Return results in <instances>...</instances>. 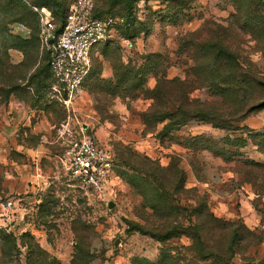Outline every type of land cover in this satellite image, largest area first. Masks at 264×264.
<instances>
[{
    "label": "rangeland",
    "instance_id": "1",
    "mask_svg": "<svg viewBox=\"0 0 264 264\" xmlns=\"http://www.w3.org/2000/svg\"><path fill=\"white\" fill-rule=\"evenodd\" d=\"M2 1L9 4L0 5V264H70L78 235L92 264L264 258V168L245 163H264V106L236 117L244 104L201 83L205 75L194 77L185 45L217 29L262 82L238 98L263 99L264 0H239L245 16L231 0H132L131 8L93 0L113 37L96 47L89 78L70 97L41 70L39 28L42 8L57 15L73 0ZM163 78L173 94L159 101L153 93ZM180 92L198 116L181 115ZM84 134L113 160L99 191L76 185L63 165ZM128 223L176 235L159 240ZM234 226L242 239L224 261H202L193 234L219 249Z\"/></svg>",
    "mask_w": 264,
    "mask_h": 264
},
{
    "label": "built area",
    "instance_id": "2",
    "mask_svg": "<svg viewBox=\"0 0 264 264\" xmlns=\"http://www.w3.org/2000/svg\"><path fill=\"white\" fill-rule=\"evenodd\" d=\"M110 22V18L94 14L93 0H73L61 22L41 9L39 40L55 80L54 89L70 97L81 88L91 72L95 48L113 37ZM63 165L76 185L99 191L109 181L113 160L98 140L84 134L70 145ZM11 204L7 201L4 208Z\"/></svg>",
    "mask_w": 264,
    "mask_h": 264
},
{
    "label": "trees",
    "instance_id": "3",
    "mask_svg": "<svg viewBox=\"0 0 264 264\" xmlns=\"http://www.w3.org/2000/svg\"><path fill=\"white\" fill-rule=\"evenodd\" d=\"M232 2L235 3V8L238 14L245 16L246 14V8H243V4L239 2V0H231ZM246 2H250V0H245ZM131 2L132 0H123V3L125 7L131 8ZM9 2H3L0 0V5L2 6H7ZM67 8L64 10L60 11L59 14L57 15H52L56 21L61 22L63 20V17L65 13L67 12ZM94 14L96 16L101 17L99 12L95 10L94 6ZM130 16H128L125 20V23L130 22L131 20L129 19ZM249 19V18H248ZM247 19V20H248ZM253 21H257V18L252 19ZM214 31L212 28L207 27L206 29L203 30V36L202 35H195L193 38L190 40H187L185 45L186 46H191L192 54H191V59L193 61V66H192V75L194 77H199V74L205 75L201 83L207 82L209 85L215 86L214 88H217L218 92L222 94L223 96H226L225 98H231L234 101L236 106H241V104H244V107H246V110L243 112H240L239 114L236 115V117H242V115L248 113L249 111L252 110L253 108H260L264 106V98L261 100H256L252 101L249 103H244L243 100H240L238 97L239 96H246L247 92L253 88L254 85L261 84V80L258 76H255L252 74L251 71H244L242 68L241 63L239 62L237 55L234 50L231 49L228 41L225 39L224 36H220L217 32V29ZM131 33V31H130ZM202 36V37H201ZM106 43V42H105ZM103 43V44H105ZM100 44V45H103ZM99 45V46H100ZM98 47V46H97ZM96 49V48H95ZM95 51V50H94ZM157 56V54H150L148 56V59L150 61L155 60L154 58ZM153 57V59H152ZM43 62H45V71L44 68L41 69L43 73H46L47 76L51 78L52 81L55 82L51 71L48 66L47 62V55L45 54L43 56ZM2 61L0 59V69H2ZM41 72V73H42ZM91 73V72H90ZM123 75V74H122ZM90 76V74H89ZM89 76L86 78V80L89 78ZM86 80L84 81L83 85L85 84ZM172 82L170 80H165L164 78L157 79V84L154 89V99H157L161 101V99H171L170 95H172V91L169 89V86ZM180 83V82H179ZM54 84V83H53ZM182 86V83H181ZM179 99V104L180 110H181V115L183 117H194L198 116L194 112H196V109L193 108L194 106H191L189 104H183L185 102V97L180 92L179 94L176 95ZM237 98V99H234ZM162 115L161 112H153L149 116L151 117H160ZM233 119V118H230ZM248 163L249 165L253 166H259L261 168H264V163H259L255 161L251 162H245ZM264 173V170H263ZM216 221V219H215ZM127 230H133L136 229L141 233L144 234H149L152 237H155L156 239L163 240L168 237H173L175 236L176 230H169L164 232L163 234H156L155 232H147L144 230L142 226L134 225L131 223H128L127 225ZM239 226H234L231 227L229 230L231 232L230 236L223 240L222 246L219 247V249H207L206 246L203 244L201 236H198L197 234H193L192 239L194 240L195 243L199 245V251L202 253V261H206L208 259H218L220 261H224L225 259V254L232 252L234 250V246L237 245V242L239 239H242L240 231H239ZM249 236L252 237V239L256 240H261V236L259 235H252L251 232H249ZM77 245H76V250L75 254L72 257L71 263L70 264H92L91 260L88 259L87 261L84 257V252L85 249L83 245L81 244L82 242V237L80 235L77 236ZM163 264H169V262H164ZM223 264H235L232 262H229L228 260H225ZM240 264H264V258L255 260L253 258H244L243 262Z\"/></svg>",
    "mask_w": 264,
    "mask_h": 264
},
{
    "label": "water",
    "instance_id": "4",
    "mask_svg": "<svg viewBox=\"0 0 264 264\" xmlns=\"http://www.w3.org/2000/svg\"><path fill=\"white\" fill-rule=\"evenodd\" d=\"M112 205V202H109V206H111ZM117 242H115V244H116Z\"/></svg>",
    "mask_w": 264,
    "mask_h": 264
}]
</instances>
